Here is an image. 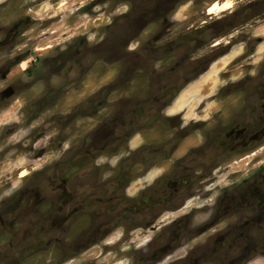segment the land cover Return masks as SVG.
I'll use <instances>...</instances> for the list:
<instances>
[{"label":"rangeland","instance_id":"374dc122","mask_svg":"<svg viewBox=\"0 0 264 264\" xmlns=\"http://www.w3.org/2000/svg\"><path fill=\"white\" fill-rule=\"evenodd\" d=\"M212 1L0 0V34L18 29L25 40V33L43 34L26 50L21 71L39 81L32 94L40 96L37 111L49 113L45 122L51 127L64 120L66 136L74 134L77 129L68 127L67 118L74 116L82 97H95L74 116L81 120V131L91 132L79 137V147L62 167L50 168L35 185L43 195L41 222L50 233L63 225L81 245L70 249L69 264H232L228 254L242 253L249 237L264 238V163H259L264 156L245 151L247 160L237 158L226 175L209 181L201 172L199 180L205 181L201 185L193 179V161L199 155L192 149L195 136L173 143V125L153 122L155 105L133 107L130 100L99 103L98 92L104 86L111 88L109 97L119 92L137 96L150 79L144 66L160 59L162 67L173 69L163 84L183 85L167 105V112L180 116L181 122L191 124L212 114L225 99L221 82L240 73L255 96L253 111L264 112V31H256L264 26V0H231L229 9L209 14ZM106 30L111 38L108 54L102 60L93 54L85 61L87 68L72 91L41 90V69L53 62L62 45L86 51L89 36ZM201 64L203 70L197 72ZM209 68L206 80L197 81ZM253 71L254 88L249 75ZM15 99L5 101L8 107L0 110V124L19 119ZM113 116L123 117L118 132L102 147L94 145L93 134L97 138L110 134L104 123ZM14 135L23 137L24 128H17ZM98 148L99 155L116 158V164L96 165ZM189 154L191 159L186 160ZM104 173L111 175L101 179ZM226 181L231 183L225 185ZM208 199L214 204L204 203ZM138 201L139 210L134 211ZM18 214L10 205L0 209V228L21 223ZM189 224L194 225L191 231Z\"/></svg>","mask_w":264,"mask_h":264},{"label":"clouds","instance_id":"9594fccd","mask_svg":"<svg viewBox=\"0 0 264 264\" xmlns=\"http://www.w3.org/2000/svg\"><path fill=\"white\" fill-rule=\"evenodd\" d=\"M24 36L27 37L26 40L19 35L18 29L6 30L0 34V82H5L0 86V110L8 107L5 101L16 98L14 103L20 114L16 123L8 126H5L7 122L0 124V209L6 205L18 209L17 220L21 221L13 228H0V264H69L70 249L73 246L79 248L81 245L77 243L75 234L66 231L63 225L59 231L50 233L47 226L41 222L40 216L44 213L41 207L43 195L35 185L43 180L50 168L62 167L67 158L74 155L79 147V137L83 136L84 132H91L90 128L81 131V120L75 119L74 116L79 109L93 103L95 97H82V103L74 110V116L67 118L68 127H75L76 133L66 136L64 120L59 124L53 123L50 127L43 119L49 113H42L34 107L40 96L32 93L39 81L21 71L27 63L22 62L23 57L28 55L26 50L33 43L39 42L43 34L38 33L34 36L25 33ZM89 41L90 45L86 51L72 50L67 45H62L53 54V62L41 69L42 91L45 88L72 91L73 86L82 79L83 70L87 68L85 61L93 54L101 60L108 54L106 49L111 38L107 30L97 36H89ZM123 51L126 53L127 49ZM29 58L34 59V54ZM192 59L195 60L196 57ZM163 64L164 61L156 59L144 66L146 76L150 79L145 81L142 85L143 90L137 96L129 98L127 92H119L109 97L111 88L104 86L98 92L99 103L103 104L107 100L111 105L114 101L119 104L130 100L133 107L145 103L149 107L155 105L153 122L160 124L167 121L173 125L170 130L175 133L173 143L183 137L195 136L196 143L192 149L199 155L193 161L194 180H199L201 172L209 181L217 175H226L233 170L237 158L247 160L243 155L245 151L250 152L252 156H264V147L257 146L264 145V112L257 115V112L253 111L256 99L250 94L249 85L242 79L243 73L222 81L220 94L225 99L221 100L220 106L212 114L203 115L197 122L189 124L186 120L181 122L180 116L167 112V105L172 96L183 85L179 82L174 87L163 84L164 78L173 71L166 66L162 67ZM203 67L201 64L197 72L203 70ZM37 68H40L39 64ZM249 75L253 78L250 83L254 88L257 73L253 71ZM12 77L14 79H10ZM261 77H264V72L261 73ZM5 90L10 94H6ZM229 93L233 95L230 96ZM261 95H264V92ZM120 123H123V117L113 116L106 120L104 125H107L110 134L103 138H97L96 134H93V144L102 147L105 142H110L114 133L118 132L117 125ZM19 127L24 128L23 137L14 135ZM131 131L129 128V133ZM252 149L256 151L253 152ZM96 155L98 156L95 160L96 165L116 164V158L109 160L106 156L99 155V148ZM185 159H191V154ZM259 163H264V160H260ZM255 167L254 164L253 168ZM108 175L111 173H104L101 179ZM261 176L264 177V173H261ZM199 183L204 185L205 181L199 180ZM227 183L231 181H226L225 185ZM204 203L213 205L214 201L208 199ZM223 203L222 197V207ZM187 227L191 231L194 225L189 224ZM181 251L184 252L183 249ZM184 255L187 253L184 252ZM227 258L232 264H264V239L249 237L242 253L228 254ZM164 264H167V261Z\"/></svg>","mask_w":264,"mask_h":264},{"label":"bare ground","instance_id":"6f19581e","mask_svg":"<svg viewBox=\"0 0 264 264\" xmlns=\"http://www.w3.org/2000/svg\"><path fill=\"white\" fill-rule=\"evenodd\" d=\"M225 4H228L230 5L229 7H225ZM231 7V0H222V1H217V0H214L212 1L208 6H207V12L209 14H216L220 11H224L226 9H229ZM209 9H213V11H209ZM262 29V30H261ZM257 33H263L264 31V26L263 27H259L257 28ZM107 75V74H106ZM110 75V74H109ZM87 90V89H86ZM72 99V98H70ZM68 100V99H67ZM77 100V99H76ZM181 147V146H180ZM179 151V150H178Z\"/></svg>","mask_w":264,"mask_h":264},{"label":"crops","instance_id":"0c3cea01","mask_svg":"<svg viewBox=\"0 0 264 264\" xmlns=\"http://www.w3.org/2000/svg\"><path fill=\"white\" fill-rule=\"evenodd\" d=\"M262 42H264V40L262 41ZM218 63H220V61L218 60V61H216V62H214V64L211 66L212 68L213 67H215V66H217V64ZM215 65V66H214ZM211 70H210V68L209 69H207V70H205L200 76H199V78L197 79V81H204V80H206V78L209 76V72H210ZM185 141V140H184ZM183 144L181 143L180 144V146L178 147V149H181L183 146H182Z\"/></svg>","mask_w":264,"mask_h":264},{"label":"flooded vegetation","instance_id":"af4514ba","mask_svg":"<svg viewBox=\"0 0 264 264\" xmlns=\"http://www.w3.org/2000/svg\"><path fill=\"white\" fill-rule=\"evenodd\" d=\"M166 185H167V183H166ZM142 196H144V197H148L147 194H146V195L144 194V195H142ZM133 204H134V211H138V210H139V209H138V208H139V201L136 202V203H133ZM151 217H152V216L150 215V218H151ZM150 218H149V219H150ZM199 234H200V233H199ZM263 239H264V238H263Z\"/></svg>","mask_w":264,"mask_h":264},{"label":"snow or ice","instance_id":"6c2138e0","mask_svg":"<svg viewBox=\"0 0 264 264\" xmlns=\"http://www.w3.org/2000/svg\"><path fill=\"white\" fill-rule=\"evenodd\" d=\"M230 5H228V4H225V7L227 8V7H229ZM209 11L211 12V11H213V9H209Z\"/></svg>","mask_w":264,"mask_h":264}]
</instances>
